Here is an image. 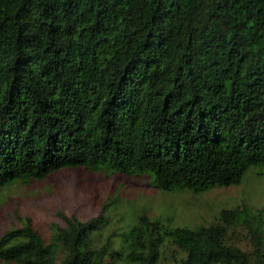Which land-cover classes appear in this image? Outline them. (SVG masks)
<instances>
[{
	"label": "trees",
	"instance_id": "obj_1",
	"mask_svg": "<svg viewBox=\"0 0 264 264\" xmlns=\"http://www.w3.org/2000/svg\"><path fill=\"white\" fill-rule=\"evenodd\" d=\"M252 165L264 0H0V187L82 166L196 192ZM112 205L85 220L57 210L45 238L13 214L0 264H159L167 250L170 264H264V222L246 204L191 226L129 208L103 233Z\"/></svg>",
	"mask_w": 264,
	"mask_h": 264
},
{
	"label": "rangeland",
	"instance_id": "obj_2",
	"mask_svg": "<svg viewBox=\"0 0 264 264\" xmlns=\"http://www.w3.org/2000/svg\"><path fill=\"white\" fill-rule=\"evenodd\" d=\"M107 198L113 200V205L103 233L117 227L121 222L117 218L129 208L160 217L170 225L191 226L208 224L222 207L246 204L259 210L264 222V165L250 166L238 184L196 192L159 190L146 174L93 171L82 166L60 168L40 179L0 187V233L15 224L13 214L17 213L27 215L33 228L45 238L49 222L59 220L55 211L85 220L95 215ZM167 253L170 251L163 253L159 264H170L172 259Z\"/></svg>",
	"mask_w": 264,
	"mask_h": 264
}]
</instances>
